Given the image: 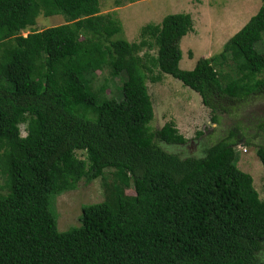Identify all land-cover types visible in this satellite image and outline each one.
Listing matches in <instances>:
<instances>
[{
    "label": "trees",
    "instance_id": "obj_1",
    "mask_svg": "<svg viewBox=\"0 0 264 264\" xmlns=\"http://www.w3.org/2000/svg\"><path fill=\"white\" fill-rule=\"evenodd\" d=\"M40 15L65 23L39 31ZM192 30L190 14H170L131 43L100 0H0V264H264V200L235 151L255 146L264 166V122L260 144L235 126L204 156L182 158L160 146L187 143L174 122L152 132L147 85L179 80L214 124L264 97V0L221 53L184 70L181 41ZM106 68L125 77L112 104L105 85L93 88ZM100 177L105 200L60 232L55 199Z\"/></svg>",
    "mask_w": 264,
    "mask_h": 264
},
{
    "label": "rangeland",
    "instance_id": "obj_2",
    "mask_svg": "<svg viewBox=\"0 0 264 264\" xmlns=\"http://www.w3.org/2000/svg\"><path fill=\"white\" fill-rule=\"evenodd\" d=\"M117 1H120V4L116 3ZM247 5L250 6V12L243 13ZM261 5L262 0H100L101 12L116 13L122 22L124 37L131 43L141 40V30L147 24H160L163 18L170 14H191L192 19H195L193 24L195 22L197 27L199 26L201 35L182 41L184 56L180 67L184 70L194 69L202 57L221 53L224 45L249 22L253 17L251 15L257 14ZM63 23L64 16L40 15L33 27L40 31ZM28 33L22 32V35L27 36ZM257 47L261 52L264 49L262 44ZM150 53L155 55L156 49ZM262 55L264 58V51ZM159 74L156 70L154 76ZM95 75L93 88L99 92L100 87L105 85V96L111 100L109 104L121 98V85L125 78L123 74L113 78L106 68ZM161 77L159 82H152L150 79L147 81L154 106V119L150 122L152 132L172 121L187 139L185 145L160 143L167 152L176 153L182 158L202 157L206 148L227 139L235 126L247 129L248 131H244L247 137L254 135L252 140L255 144L262 143L263 132L257 126L259 122H264V97L237 104L230 114L220 117L219 124H214L210 110L202 104L198 93L170 75L164 74ZM22 135H26L25 125L22 126ZM243 149H246V152ZM235 151L238 168L252 176L253 185L264 200V166L255 146L237 145ZM77 156L86 158L81 151H77ZM106 178L107 182L113 181V170H106ZM104 183L101 177L90 183L83 179L76 189L67 191L55 199L54 211L58 216L57 226L60 232L80 224L83 207L105 200ZM5 184L7 178L0 165V193H7ZM128 193H132V190L129 189ZM262 255L264 256V253Z\"/></svg>",
    "mask_w": 264,
    "mask_h": 264
},
{
    "label": "crops",
    "instance_id": "obj_3",
    "mask_svg": "<svg viewBox=\"0 0 264 264\" xmlns=\"http://www.w3.org/2000/svg\"><path fill=\"white\" fill-rule=\"evenodd\" d=\"M262 6V5H261ZM261 6H260V8H261ZM247 8L245 9L244 8V10H243V13L244 12H247V13H249L250 12V6L249 5H247L246 6ZM187 14H189V13H187ZM240 14V13H239ZM191 15V14H190ZM242 15V14H241ZM250 15V14H249ZM248 15V16H249ZM255 15V14H254ZM254 15H251V17L252 16H254ZM250 20V19H249ZM193 21H195V19H193ZM153 24V23H152ZM235 26V25H234ZM199 27V26H198ZM198 27H197V25L195 24V22H194V24H193V30L188 34V35H186L185 37H184V39L182 40L183 42H185L184 40H186V39H188V38H192V37H197V36H199L200 37V35H201V33L199 32V30H198ZM225 28V27H224ZM230 29V28H229ZM228 31H230V30H228ZM182 41H181V44H182ZM182 49V48H181ZM182 53H183V51H182ZM183 56H184V54H183ZM192 56V55H191ZM193 56H194V53H193ZM212 57V56H211ZM191 58H193V57H191ZM202 58H210L209 56H207V57H202ZM182 59H183V57H182ZM182 61V60H181ZM181 63V62H180Z\"/></svg>",
    "mask_w": 264,
    "mask_h": 264
},
{
    "label": "built area",
    "instance_id": "obj_4",
    "mask_svg": "<svg viewBox=\"0 0 264 264\" xmlns=\"http://www.w3.org/2000/svg\"><path fill=\"white\" fill-rule=\"evenodd\" d=\"M244 152H246V149H243Z\"/></svg>",
    "mask_w": 264,
    "mask_h": 264
}]
</instances>
